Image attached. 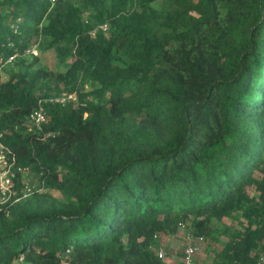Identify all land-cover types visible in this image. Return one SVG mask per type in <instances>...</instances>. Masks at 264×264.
<instances>
[{"label": "trees", "instance_id": "1", "mask_svg": "<svg viewBox=\"0 0 264 264\" xmlns=\"http://www.w3.org/2000/svg\"><path fill=\"white\" fill-rule=\"evenodd\" d=\"M40 37L61 68L22 57ZM0 52V130L44 184L0 206V264H165L181 223L257 264L264 0H0Z\"/></svg>", "mask_w": 264, "mask_h": 264}, {"label": "built area", "instance_id": "2", "mask_svg": "<svg viewBox=\"0 0 264 264\" xmlns=\"http://www.w3.org/2000/svg\"><path fill=\"white\" fill-rule=\"evenodd\" d=\"M105 32L109 30L108 22L100 24L99 26ZM27 53L39 54L36 48V43L26 48ZM18 52H13L9 55H5L0 52V82L4 78L3 74L5 66L12 63L17 58ZM67 97H74V94L61 95L53 97L57 101H63ZM47 120V114L43 104L40 102L30 114L31 127L42 128L43 123ZM5 132L0 130V206L3 204H11L22 197L36 191L42 190L44 184L42 181L37 186L30 184L24 178L25 174L30 171L29 166L23 165L18 160L17 153L11 148V146L4 141ZM22 174V186L19 188V175ZM182 229H185V223L180 224ZM186 230V229H185ZM159 240V237H158ZM205 241L204 235H196L192 231L186 230L185 245L179 253H170L161 239L159 245L155 246L154 249L158 256L165 262V264H197L198 254ZM257 264H264V250L259 252L257 258Z\"/></svg>", "mask_w": 264, "mask_h": 264}, {"label": "rangeland", "instance_id": "3", "mask_svg": "<svg viewBox=\"0 0 264 264\" xmlns=\"http://www.w3.org/2000/svg\"><path fill=\"white\" fill-rule=\"evenodd\" d=\"M36 48L38 49V52H39V54L37 55L39 57V60L35 63L34 65L35 67L42 65V66H46V67L54 68V69L61 68V66H59V61L57 59L54 48H48L46 46V42L43 37H40V39H38L36 43ZM22 57L30 61L34 58V53H31V52L26 53ZM18 62H19V59L16 58L15 61L11 63V66H14V67L15 65L17 66ZM9 65L10 64L5 66L4 68L6 70L4 71L5 78H7V76L9 75V72H8ZM24 178L27 182H29L30 184H34L35 186H37L38 183L40 182L39 178L35 175L33 171H28L25 174ZM56 193L59 194L58 191ZM225 220L227 222L232 221L229 217H226ZM185 236H186V230L181 228L175 234H162L161 242L162 244L165 245V247L170 253H179L185 245L184 243ZM220 246L221 244L219 242H215L214 240L211 241L209 239H205L203 246L200 249L199 254H198L197 264H208V258L213 254L214 252L213 250Z\"/></svg>", "mask_w": 264, "mask_h": 264}, {"label": "clouds", "instance_id": "4", "mask_svg": "<svg viewBox=\"0 0 264 264\" xmlns=\"http://www.w3.org/2000/svg\"><path fill=\"white\" fill-rule=\"evenodd\" d=\"M35 55H38V54H35Z\"/></svg>", "mask_w": 264, "mask_h": 264}, {"label": "crops", "instance_id": "5", "mask_svg": "<svg viewBox=\"0 0 264 264\" xmlns=\"http://www.w3.org/2000/svg\"><path fill=\"white\" fill-rule=\"evenodd\" d=\"M6 71V70H5ZM3 76H4V74H3Z\"/></svg>", "mask_w": 264, "mask_h": 264}]
</instances>
